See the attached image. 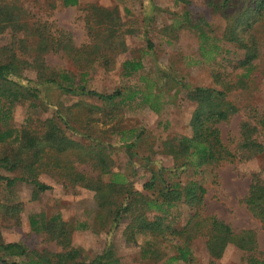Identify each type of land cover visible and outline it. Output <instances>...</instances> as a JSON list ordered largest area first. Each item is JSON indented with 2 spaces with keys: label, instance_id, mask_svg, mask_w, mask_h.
<instances>
[{
  "label": "rangeland",
  "instance_id": "374dc122",
  "mask_svg": "<svg viewBox=\"0 0 264 264\" xmlns=\"http://www.w3.org/2000/svg\"><path fill=\"white\" fill-rule=\"evenodd\" d=\"M10 1L22 7V21L27 22L30 34L27 35L23 30L17 32V39L27 38V41L20 43L15 41L12 30L7 29L0 33V46L15 42L16 52L29 60L41 54L49 71L75 73L77 82L85 83L91 90L112 93L117 89H139L144 93H159L158 109H154L151 107L154 99L147 103L143 97H137L119 104L120 99L117 98L116 104L109 105L98 97L64 93L52 84H45L41 89L42 95L47 94L55 105L41 98L36 101L38 105H32V100L27 99L21 100L13 108L12 126L22 131L34 130L39 134L44 132V122L48 118L58 116L56 109L62 110L70 126L79 128L87 137L75 135L73 130L66 127L67 135L84 145L91 142L97 144V140L103 145H109L113 170L125 172L132 180L134 190L146 193L143 185L150 173L146 166L133 171L129 156L119 145L121 136L117 131L130 128H136L139 132L144 130L147 137L145 141L139 142L137 152L142 156L150 155L155 165L172 166L174 160L171 155L163 152L162 142L168 138L191 134L190 120L195 107V103L187 99L186 90L174 78L182 79L189 86H217L215 72L218 70L225 81L232 82L228 95L241 110L230 121L221 123L220 127L224 143L233 151L240 140L242 120L250 118L253 122H259L264 117V44L251 77L244 82L239 83V79L245 69L234 71L232 68L242 58L243 52L232 42H218L223 44L222 55L218 58L220 67L216 68L211 62H202L198 33L191 24L205 19L213 28V36L219 38L226 27L225 18L208 8L206 0H190L189 5L174 0H80L77 6L69 7L64 6L62 0ZM91 4L116 10L120 18L113 29L123 40L126 50L119 53L111 69L100 64H96L93 69H84L71 58L70 49L57 47V43L66 40L63 34L71 33L74 44L81 47L80 50L91 48L95 38L89 33L85 18L87 14H92V10H89ZM40 24L48 25L49 38L46 41L33 34L41 27ZM93 26L103 29V26L95 22ZM262 31L263 28H260L258 35L264 40ZM224 49L228 52H224ZM131 59H140L144 68L131 76H124L123 63ZM85 71L89 74L82 76ZM24 74L29 78L36 77L33 69ZM260 139L264 140L263 133ZM15 146H20V143L17 142ZM12 147V144L0 142V157L9 153ZM47 152L50 155L56 154V150ZM66 157L76 162L78 169L86 175L99 176V171L91 164L77 162L73 154ZM181 171V178L186 179L192 175L191 170ZM253 173L261 174L264 179V153L250 160L235 159L219 166L207 167L203 180L201 175L196 177L207 190L204 215H217L236 231L247 228L256 231L259 245L253 255L229 244L221 258L213 259L207 249L206 237L198 234L190 241L188 261L174 259L176 249L167 242H158L156 250L144 256L142 252L148 246V237L140 234L133 237L126 233L129 218L120 219L119 226L110 228L109 223H103L106 217L100 219L101 216L97 215H106L107 212L98 205L100 201L96 198V192L82 184L74 185L70 179L65 181L57 173L55 176L50 173L40 175L41 181L51 188L40 192L37 198L33 197L32 184L18 180L10 187L6 180L0 179V241L20 242L30 251H60L62 247L59 243L49 240L45 232L33 231L31 224L33 217L40 219V225L42 218L46 221L56 217L74 226L81 221L89 225L85 229H75L71 234V246L80 250L77 260L86 263L109 247L123 264H251L253 256L259 260L264 259L263 224L251 214L244 202ZM16 174L18 172L0 167V177ZM108 177L105 175L102 178L106 181ZM123 197V194H118V198ZM135 197L139 196L134 193V200ZM173 212L177 217L174 223L176 227L187 224L191 212L186 205L174 207ZM155 215L156 212L148 213L151 219ZM17 260L23 264L29 262L27 257Z\"/></svg>",
  "mask_w": 264,
  "mask_h": 264
},
{
  "label": "trees",
  "instance_id": "16d2710c",
  "mask_svg": "<svg viewBox=\"0 0 264 264\" xmlns=\"http://www.w3.org/2000/svg\"><path fill=\"white\" fill-rule=\"evenodd\" d=\"M64 6H77L80 0H62ZM189 5L190 0H174ZM207 7L220 14L226 20V27L221 38L213 36V28L210 23L202 19L191 24L198 33L199 52L202 62H211L216 68L220 67L219 57L222 55L223 44L229 41L243 52L233 70L244 68L245 72L239 79L240 82L249 79L256 67L255 61L262 53L264 40L258 35L260 28L264 30V0H206ZM22 7L15 2L0 0V33L11 29L15 41L20 43L27 41L26 37L17 39V32L23 30L30 34L26 21H22ZM89 10L92 14L86 15L88 31L95 38L90 49L80 50L71 38V33H64L65 41L57 43V47L70 49L71 58L84 69L94 68L96 64L112 68L119 53L126 50L123 40L114 32L113 25L120 20L117 12L108 8L91 4ZM93 22L100 27L96 29ZM33 34L42 40H47L48 25L40 24ZM112 31V32H111ZM264 33V31H262ZM110 34V35H108ZM216 37V38H215ZM223 41V42H224ZM64 44V46L62 45ZM150 45V44H149ZM15 42L0 46V142L12 144L11 151L0 157V167L18 172L15 176H1L6 180L7 186H13L18 180L25 181L34 186L33 197L37 198L40 192L51 188L40 179L42 173L57 175L74 184H82L96 192L98 204L104 209L106 215L105 224L110 228L120 225V219L129 218L125 228L131 236L140 234L148 237V246L144 247L143 255L147 256L156 250L158 242L171 243L176 249L174 259L190 260V241L198 235L206 237L209 255L213 259L221 258L229 244L236 245L241 250L255 254L258 250V237L252 228L236 231L225 220L217 215H204L206 187L196 177L201 175L203 180L207 167L219 166L224 162L235 159L250 160L252 157L264 153V140L260 139L264 134V117L259 122L242 120L240 124V140L236 149L231 150L223 141L221 123L231 120L239 113L240 106L229 98V90L232 82L225 81L222 74L216 70L215 83L217 86H189L182 79L174 78L182 89L187 92V99L195 103L191 115V134H185L174 138H168L162 142L163 152L172 156V166L155 165L152 157L142 156L137 152L139 142L145 141V131L140 132L136 128L119 129L120 146L129 156V163L133 164V171L140 166H146L150 173L143 188L146 193L132 188L130 180L125 172L114 171V162L109 154V145L97 140V144L83 143L72 139L66 133V127L73 130L75 135L84 136L83 132L75 126H70L66 115L62 110L56 109L58 116L48 118L45 130L42 134L30 129L18 130L12 126L13 108L21 100L31 99L32 105H38L36 101L45 99L50 105L55 102L50 100L47 94L42 95V87L52 84L56 89L64 93L98 97L109 105L131 101L137 97H143L151 107L158 109V95L144 93L139 89H117L112 93H103L91 90L87 85L77 82V75L67 71H49L43 56L37 54L31 60L23 58L16 52ZM224 52H228L224 49ZM144 68L140 59L126 60L122 70L124 76H131ZM30 69L36 72L35 78H29L24 73ZM89 72H82L88 75ZM230 74V73H229ZM173 78V77H172ZM219 86V87H218ZM49 94V93H48ZM259 124L261 125L259 127ZM90 137V136H89ZM141 141V142H142ZM19 142L20 146H15ZM140 142V143H141ZM114 147V146H112ZM160 147V146H159ZM153 149V147H151ZM47 150H56L55 155H50ZM70 154L80 162L89 163L99 176L93 177L81 171L69 157ZM47 157V158H46ZM51 159H54L51 162ZM141 162H138V161ZM150 166H154L150 167ZM181 170H191L192 175L186 179L181 178ZM20 173V174H19ZM57 173V174H56ZM109 175L104 181L103 176ZM134 193L139 197H135ZM118 194L124 197L118 198ZM244 202L264 228V179L261 174L253 173L248 194ZM186 205L191 214L186 225L176 227L174 223L177 217L172 209ZM108 208V210L106 209ZM149 212H156L153 219ZM40 220V219H39ZM36 217L31 224L36 233L45 232L51 241H56L62 247L60 251L39 250L30 251L20 242L0 241V264H23L18 258H29L27 264H123L116 257L115 252L107 247L102 253L95 256L90 262L77 260L80 250L71 246V234L75 229L89 227L87 222H78L75 226L62 219L52 217L49 220L41 219V225ZM174 237V238H173ZM35 254V255H34ZM251 264H264V259L251 258Z\"/></svg>",
  "mask_w": 264,
  "mask_h": 264
}]
</instances>
